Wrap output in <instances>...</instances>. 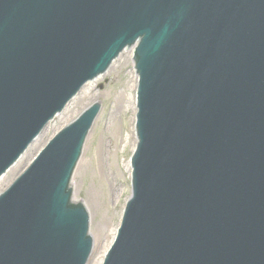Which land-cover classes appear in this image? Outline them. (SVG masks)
Wrapping results in <instances>:
<instances>
[{"label": "water", "instance_id": "1", "mask_svg": "<svg viewBox=\"0 0 264 264\" xmlns=\"http://www.w3.org/2000/svg\"><path fill=\"white\" fill-rule=\"evenodd\" d=\"M136 42L135 197L106 264H264V0H0V176ZM98 109L0 195V264L86 263L89 214L69 181ZM109 109L75 172L77 199ZM86 206L96 258L98 215Z\"/></svg>", "mask_w": 264, "mask_h": 264}, {"label": "rangeland", "instance_id": "2", "mask_svg": "<svg viewBox=\"0 0 264 264\" xmlns=\"http://www.w3.org/2000/svg\"><path fill=\"white\" fill-rule=\"evenodd\" d=\"M132 58L133 52L123 58V65L116 66L114 74L89 84L86 96L75 101L63 119H57L55 129L45 133L35 153H28L26 164L19 165L17 172L13 171L5 185L0 187L3 190L11 183L8 182L10 179L14 180L20 174L21 169L30 163L67 117L78 110L82 111L95 100L101 101L102 109L110 107L87 168L80 170L77 184V188H82L81 200L86 205L92 204L98 215L100 255L110 244L131 193L125 164L136 140L135 136L130 135L133 127L132 106L136 101Z\"/></svg>", "mask_w": 264, "mask_h": 264}, {"label": "bare ground", "instance_id": "3", "mask_svg": "<svg viewBox=\"0 0 264 264\" xmlns=\"http://www.w3.org/2000/svg\"><path fill=\"white\" fill-rule=\"evenodd\" d=\"M137 78V77H136ZM136 84H137V79H136V82H135V86H136ZM80 111V110H79ZM79 111H77V113L75 114V115H77L78 113H79ZM135 113H136V109H134V113H133V123H134V121H135V119H134V115H135ZM75 115H71L70 117H68L64 122H63V124L64 123H66V122H68L69 120H71ZM135 131V130H134ZM134 131H133V135H134ZM134 146V145H133ZM19 166V165H18ZM126 166H127V169H128V171H129V173H130V169H129V162H127L126 163ZM14 172H17V167H15V169L13 170ZM115 233H116V229H115ZM107 249V248H106ZM106 249H105V251H106ZM104 251V252H105ZM103 256H104V253L101 255V257H100V259H97L96 260V262L94 263V260H93V262H92V264L94 263V264H101L102 263V259H103Z\"/></svg>", "mask_w": 264, "mask_h": 264}]
</instances>
